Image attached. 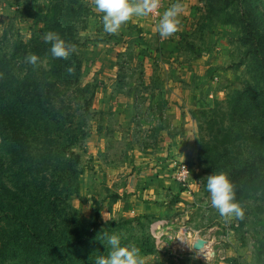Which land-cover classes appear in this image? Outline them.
Wrapping results in <instances>:
<instances>
[{"label": "rangeland", "instance_id": "obj_1", "mask_svg": "<svg viewBox=\"0 0 264 264\" xmlns=\"http://www.w3.org/2000/svg\"><path fill=\"white\" fill-rule=\"evenodd\" d=\"M79 2L74 53L82 92L73 109L81 133L71 146L77 181L65 206L55 200L57 210L75 212L77 222L63 229L60 214L54 235L92 233L81 259L105 254L107 235L117 234L122 245L140 250L144 264H264L258 243L264 207L248 199L242 226L234 217H221L204 188L206 176L221 171L207 169L198 154L202 144L210 158L223 154L222 164L253 160L251 137L264 132V0H180L179 28L167 38L155 29L173 0H159L156 16L133 17L115 34L103 31L93 0ZM50 4L0 0V50L41 38L40 16ZM247 90L256 96L236 107L237 93ZM242 132L247 140L228 144ZM54 151L55 168L46 176L34 180L27 172L9 180L14 195L0 193V216L28 204L27 210L46 217L44 191L50 193V183L63 174L64 162ZM9 160L0 146V166ZM183 164L191 172L188 190L173 180L174 168ZM139 200L160 209L137 214L131 209ZM195 238L203 241L200 249L193 247Z\"/></svg>", "mask_w": 264, "mask_h": 264}, {"label": "trees", "instance_id": "obj_2", "mask_svg": "<svg viewBox=\"0 0 264 264\" xmlns=\"http://www.w3.org/2000/svg\"><path fill=\"white\" fill-rule=\"evenodd\" d=\"M81 11L79 0H51L49 10L40 16L39 21L43 25L41 38L14 42L8 52L0 50V146L12 159L5 166H0L1 195H14L8 184L18 175L23 179L28 172L34 180L46 176L45 173L55 168L52 166L54 150L58 152L60 162H64L60 182L50 183V193L44 191V195L48 196L42 206L46 217H41L38 211L27 210L28 204L23 206L22 211H7L0 216V264H94L93 257L81 259L94 237L92 233L74 239H60L53 233L59 228L60 214L59 225L63 229L69 223L75 225L77 222L76 213L67 214L65 209L63 213L59 212L61 208L57 210L55 200H60L65 206L77 181L74 160L78 159L71 151V146L81 133L80 128L77 129L73 109V100L82 92L78 87L81 63L75 53L66 59L52 58L48 51L49 45L42 39L44 32L54 30L67 43L76 44ZM30 53L38 56L35 64L27 60ZM249 95L254 97L256 92H238L236 107ZM246 135L244 132L233 134L228 144L239 145L247 140ZM262 136L264 132L256 131L251 137L253 160L249 162L246 158L243 161L242 158V162L237 165L219 163L223 154H217L218 160L210 158V150H206L202 144L198 146L199 158L204 157L201 162L207 169L227 173L234 185L236 200L244 211L251 197L261 202L256 206L257 209L264 207ZM215 141L218 143V138ZM220 144L224 147L227 141H221ZM28 163L29 169L24 167ZM248 215L249 212H245L242 219L235 218L237 224L242 226ZM258 243L259 253L264 252V237ZM76 252L79 253L78 257H75Z\"/></svg>", "mask_w": 264, "mask_h": 264}, {"label": "clouds", "instance_id": "obj_3", "mask_svg": "<svg viewBox=\"0 0 264 264\" xmlns=\"http://www.w3.org/2000/svg\"><path fill=\"white\" fill-rule=\"evenodd\" d=\"M93 7L100 14L103 31L115 34L133 17H147L157 10L159 0H93ZM183 10L180 0H173V3L164 9L155 29L160 37H170L178 30L179 16ZM42 39L49 45L48 51L54 59H66L75 52L76 46L67 43L54 30L44 32ZM27 60L35 64L38 56L30 53ZM204 188L208 194L210 206L221 217L243 218L244 209L236 200L234 185L227 173L221 171L207 175ZM94 264H144V260L138 248L122 245L120 236L111 234L106 237V255L95 257Z\"/></svg>", "mask_w": 264, "mask_h": 264}, {"label": "built area", "instance_id": "obj_4", "mask_svg": "<svg viewBox=\"0 0 264 264\" xmlns=\"http://www.w3.org/2000/svg\"><path fill=\"white\" fill-rule=\"evenodd\" d=\"M158 14V9L155 10L153 13L150 14V16H156ZM190 168L188 165H180L179 167H175L173 170V180L174 182L182 187L184 190H188V186H189V180H190ZM191 192L188 191L187 194H190ZM164 226V225H162ZM199 238H195L193 240V243L198 240Z\"/></svg>", "mask_w": 264, "mask_h": 264}, {"label": "crops", "instance_id": "obj_5", "mask_svg": "<svg viewBox=\"0 0 264 264\" xmlns=\"http://www.w3.org/2000/svg\"><path fill=\"white\" fill-rule=\"evenodd\" d=\"M161 197V193H160ZM160 207L156 206L154 202H148L147 200L142 201L139 200L136 207L132 208L131 210L135 211L137 214H144V213H152L159 211Z\"/></svg>", "mask_w": 264, "mask_h": 264}, {"label": "water", "instance_id": "obj_6", "mask_svg": "<svg viewBox=\"0 0 264 264\" xmlns=\"http://www.w3.org/2000/svg\"><path fill=\"white\" fill-rule=\"evenodd\" d=\"M203 246V241L202 240H198L195 244H194V249H200Z\"/></svg>", "mask_w": 264, "mask_h": 264}, {"label": "bare ground", "instance_id": "obj_7", "mask_svg": "<svg viewBox=\"0 0 264 264\" xmlns=\"http://www.w3.org/2000/svg\"><path fill=\"white\" fill-rule=\"evenodd\" d=\"M206 247V246H205ZM205 247H203L205 249Z\"/></svg>", "mask_w": 264, "mask_h": 264}]
</instances>
